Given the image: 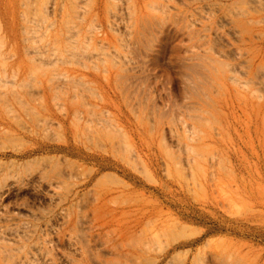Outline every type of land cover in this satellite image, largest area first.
Instances as JSON below:
<instances>
[{
	"label": "rangeland",
	"instance_id": "rangeland-1",
	"mask_svg": "<svg viewBox=\"0 0 264 264\" xmlns=\"http://www.w3.org/2000/svg\"><path fill=\"white\" fill-rule=\"evenodd\" d=\"M0 264H264V0H0Z\"/></svg>",
	"mask_w": 264,
	"mask_h": 264
},
{
	"label": "bare ground",
	"instance_id": "bare-ground-1",
	"mask_svg": "<svg viewBox=\"0 0 264 264\" xmlns=\"http://www.w3.org/2000/svg\"><path fill=\"white\" fill-rule=\"evenodd\" d=\"M122 246V245H121ZM118 248V247H117Z\"/></svg>",
	"mask_w": 264,
	"mask_h": 264
}]
</instances>
